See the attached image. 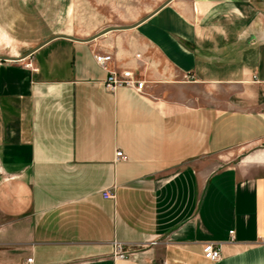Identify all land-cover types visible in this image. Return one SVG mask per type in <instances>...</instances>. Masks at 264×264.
<instances>
[{
    "label": "crops",
    "instance_id": "1",
    "mask_svg": "<svg viewBox=\"0 0 264 264\" xmlns=\"http://www.w3.org/2000/svg\"><path fill=\"white\" fill-rule=\"evenodd\" d=\"M167 3L0 61V264H264V0Z\"/></svg>",
    "mask_w": 264,
    "mask_h": 264
},
{
    "label": "rangeland",
    "instance_id": "2",
    "mask_svg": "<svg viewBox=\"0 0 264 264\" xmlns=\"http://www.w3.org/2000/svg\"><path fill=\"white\" fill-rule=\"evenodd\" d=\"M168 0H140L109 3L99 0H0V61L23 63L44 43L60 37L84 38L110 25H126L140 9L144 17ZM163 4V5H164ZM138 11V10H135ZM124 14L126 15L125 17ZM101 15L117 16L108 19ZM255 151H264V142L226 154L237 164ZM219 165H225L220 161Z\"/></svg>",
    "mask_w": 264,
    "mask_h": 264
},
{
    "label": "built area",
    "instance_id": "3",
    "mask_svg": "<svg viewBox=\"0 0 264 264\" xmlns=\"http://www.w3.org/2000/svg\"><path fill=\"white\" fill-rule=\"evenodd\" d=\"M96 62L107 70L108 78L105 81L106 89L115 93L120 88H127L135 90L139 93H143L144 87L147 84V81L140 78V76L131 69H122L112 67L113 56L107 53H96L94 55ZM116 160H127V156L121 150L116 153ZM103 196L105 199H115V194L106 190L103 192ZM231 241H235L234 231L230 232ZM115 253L118 258H125L127 253L124 252V245L120 242H115ZM204 257L211 262H218L222 259V248L221 244L217 242H209L204 245L203 248ZM27 264H34L33 258L27 259Z\"/></svg>",
    "mask_w": 264,
    "mask_h": 264
},
{
    "label": "water",
    "instance_id": "4",
    "mask_svg": "<svg viewBox=\"0 0 264 264\" xmlns=\"http://www.w3.org/2000/svg\"><path fill=\"white\" fill-rule=\"evenodd\" d=\"M51 41V40H50ZM49 42V41H48ZM47 43V42H46ZM45 44V43H44ZM42 46V45H41Z\"/></svg>",
    "mask_w": 264,
    "mask_h": 264
}]
</instances>
